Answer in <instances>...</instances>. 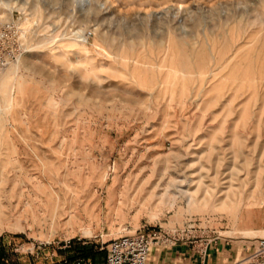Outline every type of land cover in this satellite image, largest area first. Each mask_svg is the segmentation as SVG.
Segmentation results:
<instances>
[{
	"label": "rangeland",
	"instance_id": "1",
	"mask_svg": "<svg viewBox=\"0 0 264 264\" xmlns=\"http://www.w3.org/2000/svg\"><path fill=\"white\" fill-rule=\"evenodd\" d=\"M11 18L32 51L0 70L3 264L264 236V0H0Z\"/></svg>",
	"mask_w": 264,
	"mask_h": 264
},
{
	"label": "built area",
	"instance_id": "2",
	"mask_svg": "<svg viewBox=\"0 0 264 264\" xmlns=\"http://www.w3.org/2000/svg\"><path fill=\"white\" fill-rule=\"evenodd\" d=\"M22 28L15 18L0 22V70L29 49V44L20 41ZM156 234L147 229L124 233L110 239L106 246L105 264H147L152 247L160 242ZM254 250L234 264H264V236L255 238ZM170 236L161 243L174 244ZM208 244V243H207ZM201 247L200 251H205ZM74 264H89L84 257H76ZM1 264V263H0Z\"/></svg>",
	"mask_w": 264,
	"mask_h": 264
},
{
	"label": "crops",
	"instance_id": "3",
	"mask_svg": "<svg viewBox=\"0 0 264 264\" xmlns=\"http://www.w3.org/2000/svg\"><path fill=\"white\" fill-rule=\"evenodd\" d=\"M255 243L256 240L248 239H220L209 244L202 252L185 243L167 248L154 247L147 264H234L249 255Z\"/></svg>",
	"mask_w": 264,
	"mask_h": 264
},
{
	"label": "trees",
	"instance_id": "4",
	"mask_svg": "<svg viewBox=\"0 0 264 264\" xmlns=\"http://www.w3.org/2000/svg\"><path fill=\"white\" fill-rule=\"evenodd\" d=\"M74 254L71 256V258H76V257H84V258H91L92 262L95 263L98 256L102 254L104 251L99 250L96 248V246H88V245H83L81 242L75 243L74 247ZM4 251L0 249V263L3 264L2 262V254Z\"/></svg>",
	"mask_w": 264,
	"mask_h": 264
},
{
	"label": "bare ground",
	"instance_id": "5",
	"mask_svg": "<svg viewBox=\"0 0 264 264\" xmlns=\"http://www.w3.org/2000/svg\"><path fill=\"white\" fill-rule=\"evenodd\" d=\"M86 1L87 0H80V5L81 6H83V5H85V3H86ZM6 4V3H5ZM33 44V43H32ZM33 46H37V45H33ZM27 51H32L31 49H28ZM20 59V58H19ZM18 64V63H17ZM87 231V230H86ZM89 232H91V231H88L87 233H89Z\"/></svg>",
	"mask_w": 264,
	"mask_h": 264
}]
</instances>
